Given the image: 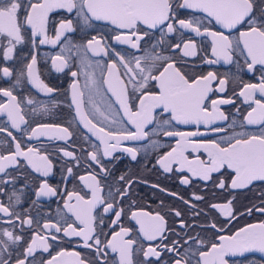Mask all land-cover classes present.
<instances>
[{
  "label": "snow or ice",
  "instance_id": "obj_1",
  "mask_svg": "<svg viewBox=\"0 0 264 264\" xmlns=\"http://www.w3.org/2000/svg\"><path fill=\"white\" fill-rule=\"evenodd\" d=\"M100 26H109L111 36L74 42L78 29ZM108 39L126 48L118 50ZM41 45H59L52 68L69 69L73 78L66 95L74 121L86 129L79 145L69 127L31 126L22 105L37 101L14 95L25 78L40 93L59 92L41 79ZM73 50L81 69L91 66L89 52L109 58L103 78L71 70L66 54ZM0 57L12 62L0 66V80H12L16 64L22 65L11 86L0 87V97L7 98L0 102V133L6 134L0 145H9L0 152V195L7 201L0 200V224L9 226L0 227V264H243L233 258L264 256V219L227 234L225 228L240 216L264 217V0H0ZM221 63L236 72L218 75L202 67ZM240 73L256 82H245ZM236 100L247 106L243 112ZM59 103L52 100L54 107ZM51 111L30 109L32 116ZM41 137L63 142L55 149L58 169L47 149L27 143ZM163 147L168 150L159 153ZM141 152H158L156 165L181 185L195 188L198 181L230 198L168 192L185 206L169 210L171 225L160 212L133 211V186L147 181L114 169L124 155L135 162ZM82 166L86 175L76 171ZM54 170L61 184L50 182ZM77 179L82 187L68 191L67 183ZM25 190L32 192L29 207L17 211ZM237 190H259V203L238 211ZM53 197L62 200L59 219L32 214ZM74 238L86 252L61 246Z\"/></svg>",
  "mask_w": 264,
  "mask_h": 264
},
{
  "label": "flooded vegetation",
  "instance_id": "obj_2",
  "mask_svg": "<svg viewBox=\"0 0 264 264\" xmlns=\"http://www.w3.org/2000/svg\"><path fill=\"white\" fill-rule=\"evenodd\" d=\"M61 15H67V14L62 13ZM60 18L61 16H57V19ZM75 24L76 21L74 20V25ZM98 34L104 35L105 37H110L111 31L109 30V26H100L97 29H85L83 32L78 29L77 33L73 34L74 42L83 43L86 41L87 38H90L91 35H98ZM106 42L109 44H113V46L117 47L118 50H123L126 48L125 45H116L115 42L112 41L111 39H108ZM205 43H209V42L206 41ZM37 52H38L37 68L40 72L41 79H43L45 83H47L50 87L59 89V92L53 95H45L43 93H40L36 89H34L27 82V79L25 78L22 84L17 89L14 90V95H17L18 99L22 97L31 96V98L37 101L36 104L31 106L22 105L25 111V118L29 121V124L31 126L34 127L36 123H55L69 127V130L74 132L73 139L76 140L77 144L79 145L80 143H82V138L80 134L82 132L86 133V129H83L82 125H79L78 122L74 121L75 112L73 108H69L67 106L70 101H69V97L66 95L68 86L72 82L73 78L68 74L69 69H65V71L62 73H57L55 72V70L52 68L51 65V56L59 52V45H57L56 47H53L51 45H41L39 46ZM66 55L71 56L70 59L71 70L78 71V73H82L83 71H87L89 73L95 72L97 79L103 78L100 75L102 71V67L104 64H107L109 62V58L102 56H95L91 52H89L88 58L91 61V66L81 69L79 59L77 58V54L75 50H73L71 54H66ZM97 61L102 62L101 66L99 67L97 66L96 64ZM5 63L11 64L12 62H4L2 57H0V66L4 65ZM21 67L22 65H20L19 63L16 64V68L14 69L13 79L0 80V87L11 86L15 79L16 69H20ZM202 67L205 71L207 70L216 71L218 75L219 74L231 75L236 72V68L234 65H227L223 63L214 66L205 65ZM240 75L245 82H256V80L253 79L252 74L240 73ZM105 77H106V73H105ZM78 78L81 82V87H83L85 76L83 74H79ZM104 87H106V85ZM84 91H85V97L87 98V89H84ZM230 92H231V85L229 87V93ZM225 95L227 96L228 93H226ZM6 99L7 98L0 97V102H6ZM53 99L60 102L58 107L53 106L52 104ZM44 106L51 108L52 111L49 113L41 112L37 116H32L30 112V109L32 107H39L42 109ZM236 106L240 107L241 112H243L247 107L246 105L241 104L240 100H236ZM224 108L226 112L231 111L234 115L236 114L235 109L233 108L232 105L224 106ZM4 121L5 118L3 116H0V125H2ZM69 121H73V122L69 124ZM12 131L13 134L16 135L17 138L19 139L20 133L15 130ZM5 136L6 134L0 133V140H3ZM166 140L167 138H164V140H162V143H164ZM27 143L37 146H42L44 149H47L49 153H51V158H53L54 163L57 164V169L59 168V163H58L59 154L56 153L55 149L58 146H63V142L49 140L46 137H41L40 140L38 141L32 140V141H27ZM8 147L9 145L7 144L0 145V152H6ZM85 147H87V145H85ZM167 150H168L167 147H163L159 149V153H163ZM159 153L149 152L145 157V154L141 152L140 156H138V159L135 162L131 161L127 155H124L123 160L118 162L116 168L114 169V171L117 174H123L127 172L128 174L132 175L135 178H138L141 181H145V180L147 181V183H138L133 186L135 190V195H133L132 197V199L135 201V204L132 205L133 211H143L152 214H155L156 212H160L161 215H165V218L168 220L169 225H171L173 221V217L169 214V210L172 208H178L183 212L185 211V206L175 197L168 195L167 194L168 192H176L179 195L184 196L186 199L190 198V194L192 191H197L200 194H203L206 200L224 201L226 198H230L229 193L227 192L221 193L220 191L215 190L211 187H205L203 183L198 181L195 182L196 183L195 188L191 186L181 185L179 183V178L177 176L164 173L162 169H160L159 166L156 165V158ZM117 155H122V154L117 153ZM76 171H78L79 175H86L87 169L84 166H82L80 169ZM54 172H55L54 180L50 179V182L55 184H61L62 176L60 175L59 171L54 170ZM153 184H158L161 188H164L167 191L162 192L158 188L151 187V185ZM73 185L76 186L77 190H79L82 187L81 182L77 179L67 183L66 185L67 190L71 191ZM19 186L20 185H18V187ZM32 187L33 188L35 187V181L32 182ZM62 190H63V185H62ZM235 194H236V200L233 201V203L238 211H243L245 206H251V203H259V196H260L259 190H255L253 192H248L246 190H237ZM29 196H32V192L30 190H25V194H24L25 202L22 203L21 205L16 206L17 211H22L29 207L30 201L27 199ZM0 200H5V202H7L6 198L3 195H0ZM58 207L62 209V200H58L55 197L51 199L45 198L41 203V207L39 209L34 208L32 210V214L35 216L37 211H39L42 217L56 220L59 219L56 212V209ZM4 219L7 218L4 217ZM223 219L224 217L221 216V220ZM261 219H264V217H261L259 213H256L252 216H240L237 220H234L230 224L225 226L226 234L228 231H231L233 228H239L245 226L248 223H258L260 222ZM134 224H135L134 221L126 222V226H132ZM0 227H9V226L6 224H0ZM25 235L26 236L28 235L27 231L25 232ZM75 241L76 238H74L73 242L70 243L63 242L61 246L69 251L75 250V251H81L82 253L87 251L85 249L77 247ZM37 255H39V253ZM43 255L45 258L48 256L47 253ZM233 259L243 261V264H250V261L252 260H256L258 262L264 261V256H262L259 253H250V254H246V257H236Z\"/></svg>",
  "mask_w": 264,
  "mask_h": 264
}]
</instances>
